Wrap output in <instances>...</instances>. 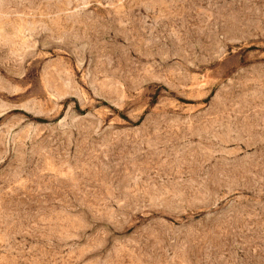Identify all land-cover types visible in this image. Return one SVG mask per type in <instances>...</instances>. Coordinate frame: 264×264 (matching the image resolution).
<instances>
[{
    "label": "rangeland",
    "instance_id": "rangeland-1",
    "mask_svg": "<svg viewBox=\"0 0 264 264\" xmlns=\"http://www.w3.org/2000/svg\"><path fill=\"white\" fill-rule=\"evenodd\" d=\"M0 264H264V0H0Z\"/></svg>",
    "mask_w": 264,
    "mask_h": 264
}]
</instances>
